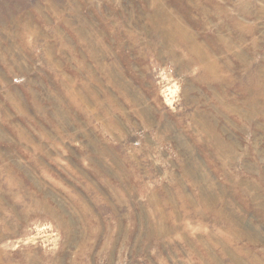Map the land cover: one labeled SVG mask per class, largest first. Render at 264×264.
<instances>
[{"label": "rangeland", "instance_id": "rangeland-1", "mask_svg": "<svg viewBox=\"0 0 264 264\" xmlns=\"http://www.w3.org/2000/svg\"><path fill=\"white\" fill-rule=\"evenodd\" d=\"M0 264H264V0H0Z\"/></svg>", "mask_w": 264, "mask_h": 264}]
</instances>
